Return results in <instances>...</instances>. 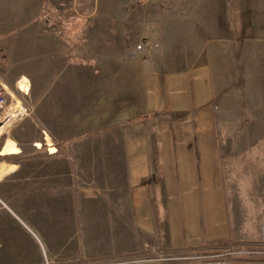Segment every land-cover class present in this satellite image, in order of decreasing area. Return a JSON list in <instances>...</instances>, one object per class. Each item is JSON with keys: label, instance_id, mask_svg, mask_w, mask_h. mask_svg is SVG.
Masks as SVG:
<instances>
[{"label": "crops", "instance_id": "1", "mask_svg": "<svg viewBox=\"0 0 264 264\" xmlns=\"http://www.w3.org/2000/svg\"><path fill=\"white\" fill-rule=\"evenodd\" d=\"M242 77L241 85L226 87L224 144L216 142L214 127L200 142H193L191 128L186 134L185 123L175 135L167 125L155 129L151 111L127 120L118 142L105 135L82 146L105 130L74 135L29 118L7 129L0 135V264H81L259 242L264 61L255 79ZM19 84L29 92L26 78ZM179 92L178 101H185L184 86ZM194 104L179 102L176 119H216L208 104L198 117L188 112ZM14 105L19 120L22 107Z\"/></svg>", "mask_w": 264, "mask_h": 264}, {"label": "rangeland", "instance_id": "2", "mask_svg": "<svg viewBox=\"0 0 264 264\" xmlns=\"http://www.w3.org/2000/svg\"><path fill=\"white\" fill-rule=\"evenodd\" d=\"M260 60L264 0H0V81L11 106L22 107L12 126L29 118L74 135L105 130L82 146L105 135L123 140L127 120L150 111L155 129L167 125L175 135L185 123L186 134L191 128L193 142H200L214 127L216 142L224 144L228 81L255 79ZM182 86L186 99L178 101ZM188 98L195 103L188 112L198 117L208 104L216 119H176L179 102ZM220 250H153L125 258L130 264H202L220 259L211 256Z\"/></svg>", "mask_w": 264, "mask_h": 264}, {"label": "built area", "instance_id": "3", "mask_svg": "<svg viewBox=\"0 0 264 264\" xmlns=\"http://www.w3.org/2000/svg\"><path fill=\"white\" fill-rule=\"evenodd\" d=\"M12 106L10 104L9 95L6 89V86L0 81V130L5 128L8 124L11 123L12 118ZM0 204L2 201L0 200ZM264 242V217L262 219L261 229H260V241ZM238 256V257H246V256H263L264 248H259L254 245L249 246H240L238 248L227 247L220 251H216V253L212 254V258L217 257H228V256ZM210 255H204L207 257ZM200 257V256H199ZM131 260L128 258H116L109 260H100L94 262H86L81 264H130ZM50 264V263H46Z\"/></svg>", "mask_w": 264, "mask_h": 264}, {"label": "trees", "instance_id": "4", "mask_svg": "<svg viewBox=\"0 0 264 264\" xmlns=\"http://www.w3.org/2000/svg\"><path fill=\"white\" fill-rule=\"evenodd\" d=\"M254 246L259 248H264V242H256L253 243ZM229 246V244H221V245H213L211 247H198L197 250L207 248V249H225ZM230 262H246V263H264V255L263 256H246V257H238V256H228L223 259H213L210 261H205L202 264H227Z\"/></svg>", "mask_w": 264, "mask_h": 264}, {"label": "bare ground", "instance_id": "5", "mask_svg": "<svg viewBox=\"0 0 264 264\" xmlns=\"http://www.w3.org/2000/svg\"><path fill=\"white\" fill-rule=\"evenodd\" d=\"M12 110L13 111H12L11 123L17 121L19 118V115H20V109L17 108L15 105L12 106ZM12 125H13V123L10 125L8 124L5 128L1 129L0 135H2L7 129L11 128Z\"/></svg>", "mask_w": 264, "mask_h": 264}]
</instances>
